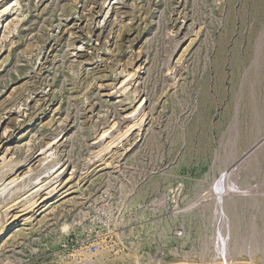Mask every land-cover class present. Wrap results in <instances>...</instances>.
<instances>
[{
  "label": "rangeland",
  "instance_id": "1",
  "mask_svg": "<svg viewBox=\"0 0 264 264\" xmlns=\"http://www.w3.org/2000/svg\"><path fill=\"white\" fill-rule=\"evenodd\" d=\"M0 18V176L67 166L56 201L0 236V264L53 249L108 185L127 250L103 262L264 264V0H0ZM137 101L140 126L101 155Z\"/></svg>",
  "mask_w": 264,
  "mask_h": 264
},
{
  "label": "built area",
  "instance_id": "2",
  "mask_svg": "<svg viewBox=\"0 0 264 264\" xmlns=\"http://www.w3.org/2000/svg\"><path fill=\"white\" fill-rule=\"evenodd\" d=\"M125 199L123 191L117 187L108 185L101 189L78 216L60 227L53 249L18 260L16 264H101V253L127 250V226L123 219ZM180 231L175 230L176 236Z\"/></svg>",
  "mask_w": 264,
  "mask_h": 264
},
{
  "label": "bare ground",
  "instance_id": "3",
  "mask_svg": "<svg viewBox=\"0 0 264 264\" xmlns=\"http://www.w3.org/2000/svg\"><path fill=\"white\" fill-rule=\"evenodd\" d=\"M1 19V18H0ZM9 23V22H8ZM7 23V24H8ZM3 29V23H1L0 21V32L2 31ZM262 31V30H261ZM264 31V30H263ZM262 33V32H261ZM263 34V33H262ZM259 38V37H258ZM173 41V40H172ZM172 43V42H171ZM180 43V41H179ZM178 43V44H179ZM261 45H259V50L261 52V49H262V42H260ZM176 44V43H175ZM174 44V46H175ZM172 47V46H171ZM256 49V48H255ZM171 51V50H169ZM173 51V50H172ZM257 52V51H256ZM259 53V51L257 52ZM256 54V53H255ZM260 56V55H259ZM170 57V56H169ZM257 59V58H256ZM257 61V60H256ZM169 62V61H168ZM255 64L258 66V68H260L261 66L264 65V61L262 58L259 59V61L255 62ZM255 65V66H256ZM168 66V65H166ZM256 66V67H257ZM256 67L254 68L255 71L256 70ZM257 68V69H258ZM168 69V68H167ZM246 69V68H245ZM244 71V70H243ZM254 71V73H255ZM129 73V72H128ZM253 73V75H254ZM132 74V73H131ZM128 75V74H127ZM130 75V74H129ZM126 77V76H125ZM129 77V76H128ZM127 77V78H128ZM255 77V75H254ZM124 80V78H123ZM122 80V81H123ZM131 80V79H129ZM252 80V79H250ZM127 80H125L123 83L124 84V87H127ZM130 83V82H129ZM122 85V84H121ZM138 86V85H137ZM122 87V86H121ZM125 89V88H123ZM135 89V88H134ZM119 91V90H118ZM133 91V90H132ZM136 91V90H135ZM138 91V90H137ZM134 92V91H133ZM117 93V92H116ZM124 95V94H123ZM134 95V94H133ZM143 99V98H142ZM139 101V100H138ZM137 101V102H138ZM237 101V100H236ZM137 104V103H136ZM135 104V108H133L130 112H132L128 117L125 116V118H133L132 120H129L128 124H127V127L126 129L124 128V130L122 132H119L115 135H111V137L109 138V140L107 142H104V144H101L100 148H98L96 151H98L101 155L102 153H107V151L110 152V150L112 149L111 147L114 146V144L117 142H119V139L121 140V138H123L122 136L124 134H126L127 132H129L132 128H134L135 126H140V123L142 122L143 120V117H144V113L143 111L141 110V107H142V103L140 101V103L138 102V106ZM134 107V106H133ZM254 110V109H253ZM145 111V110H144ZM236 118V116H235ZM238 119V118H237ZM103 120V119H102ZM117 123V122H116ZM111 124V123H110ZM115 125V123L111 124L108 126L107 129L103 130L101 129V133L99 136L101 137H105V135L107 136V133L108 131L110 130L111 127H113ZM126 125V124H125ZM235 125V124H234ZM258 125V124H257ZM107 127V126H106ZM105 127V128H106ZM116 127V126H115ZM238 127V126H237ZM114 128V127H113ZM104 129V128H103ZM119 129V128H118ZM117 129V130H118ZM236 129V128H235ZM234 129V130H235ZM113 130V129H112ZM111 132V131H110ZM233 132H237V131H233ZM97 136V137H99ZM235 136V135H234ZM233 136V138H234ZM101 137H100V142H103L101 141ZM232 138V139H233ZM105 140V139H104ZM106 141V140H105ZM235 141V140H234ZM234 143V142H233ZM231 144V143H230ZM231 146V145H230ZM28 151V150H27ZM112 151V150H111ZM41 152V150L39 151V153ZM52 152V151H51ZM96 153V152H95ZM97 153V155L99 154ZM105 153V154H106ZM99 154V156H100ZM96 155V154H95ZM96 155V157H97ZM51 156V153H49L48 155L44 156L43 158V161H40L42 163V168L43 169H40L39 172L37 173H31L30 170L29 172H24V174L22 175H17L13 178H7V180L5 181L4 179V175L6 174H2L0 176V181L2 180L3 183L2 185L0 184V236L3 235L4 233L7 232L8 229L12 228V224L16 221H18L19 218L21 217H26V216H31L33 215L37 209H39L41 206L44 207V205H47L49 202H53L54 200L56 201V197H57V193L60 191V188L59 186L61 185V183L63 182V179H62V175L63 173H66V165L63 164L61 161L55 159V161H51L52 159H48V157ZM101 157V156H100ZM2 158V161H1V164H6L8 162H10L9 160L7 161V158L6 157H1ZM28 158V157H27ZM225 158V157H224ZM10 159V158H9ZM225 160V159H224ZM223 160V161H224ZM26 161V158L25 160L23 161H18L16 163H14V165H17L18 164H22ZM226 161V160H225ZM47 162V163H46ZM60 162L62 164H60ZM40 163V164H41ZM0 164V165H1ZM43 164L45 166H43ZM13 165V167H14ZM66 167H65V166ZM15 168V167H14ZM73 168V167H72ZM28 169V168H27ZM31 169V168H30ZM14 171V169L10 168V172L12 173ZM27 171V170H26ZM9 172V173H10ZM20 172V171H19ZM33 172V171H32ZM8 173V174H9ZM22 173V172H21ZM235 173V172H234ZM16 174V173H15ZM18 174V173H17ZM236 175V174H234ZM13 176V175H12ZM11 176V177H12ZM232 176V175H231ZM234 177V176H233ZM230 178V177H229ZM69 180V179H68ZM67 180V181H68ZM231 180V179H230ZM234 181L235 178L233 179ZM231 180V181H233ZM152 186V184H151ZM237 186V184H236ZM232 187V185L230 186ZM239 187V186H238ZM148 187H146L145 189L143 188V190L139 189V196L140 195H145L146 191L148 190L147 189ZM232 189H235L234 187H232ZM216 191V190H215ZM213 192V191H211ZM218 192V191H217ZM220 195V194H219ZM218 196V195H217ZM217 196H214L217 198ZM204 197V196H202ZM206 197V195H205ZM224 197V196H223ZM226 197V196H225ZM224 197V198H225ZM219 198V196H218ZM227 198V197H226ZM215 199V198H214ZM220 199L221 197L219 198V202H220ZM255 199V198H254ZM211 200V199H210ZM210 200H208V202H210ZM213 201V199L211 200ZM216 201V199L214 200ZM234 201V199H233ZM200 202V201H199ZM204 202V201H203ZM207 202V203H208ZM217 202V201H216ZM215 202V203H216ZM202 203V202H201ZM255 203L257 204V206H259L260 204H263V201L261 202L260 199H255ZM206 204V202H205ZM211 204V203H210ZM209 204V205H210ZM219 205V203H217ZM199 205V204H198ZM202 205V204H201ZM233 205V203L231 204V206ZM253 205V204H252ZM203 206V205H202ZM221 206V205H220ZM225 206V205H224ZM261 206H264V205H261ZM41 207V208H43ZM215 208V207H214ZM201 209V208H200ZM226 209V208H225ZM264 210V208H263ZM13 213V214H11ZM233 217V216H232ZM223 219V218H222ZM221 219V220H222ZM226 219V218H225ZM25 220V219H24ZM228 221V220H227ZM263 221V220H262ZM222 223V222H221ZM234 226V224H233ZM262 226V225H261ZM227 227V225H226ZM236 227V226H235ZM222 230V229H221ZM253 231V230H252ZM256 231V230H254ZM219 232V231H218ZM225 234V233H224ZM223 234V235H224ZM228 234V233H227ZM218 235H220V233H218ZM218 237V236H217ZM223 237V236H221ZM220 237V239H222ZM225 237V236H224ZM224 255H229V253H227V251L223 253ZM108 259V258H107ZM152 259V258H151ZM157 262V261H156ZM183 263V262H182ZM223 262H218L216 264H222ZM101 264H107L105 262H101ZM138 264H141L140 261H138ZM156 264H162V263H156ZM179 264V263H178ZM189 264V263H188ZM234 264H243V263H234ZM247 264V263H245ZM248 264H255V263H251V262H248Z\"/></svg>",
  "mask_w": 264,
  "mask_h": 264
},
{
  "label": "water",
  "instance_id": "4",
  "mask_svg": "<svg viewBox=\"0 0 264 264\" xmlns=\"http://www.w3.org/2000/svg\"><path fill=\"white\" fill-rule=\"evenodd\" d=\"M173 264H178V263H173Z\"/></svg>",
  "mask_w": 264,
  "mask_h": 264
}]
</instances>
